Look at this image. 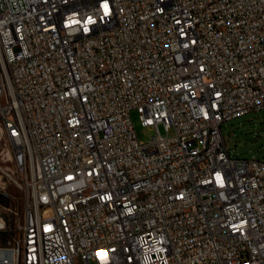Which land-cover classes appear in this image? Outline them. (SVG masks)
Returning <instances> with one entry per match:
<instances>
[{"label": "built area", "instance_id": "1", "mask_svg": "<svg viewBox=\"0 0 264 264\" xmlns=\"http://www.w3.org/2000/svg\"><path fill=\"white\" fill-rule=\"evenodd\" d=\"M262 109L264 0H0V264H264Z\"/></svg>", "mask_w": 264, "mask_h": 264}, {"label": "rangeland", "instance_id": "2", "mask_svg": "<svg viewBox=\"0 0 264 264\" xmlns=\"http://www.w3.org/2000/svg\"><path fill=\"white\" fill-rule=\"evenodd\" d=\"M131 118L138 139L142 142H149L156 134L155 131L142 125L137 111L131 112ZM159 128L162 135L166 136L163 125H160ZM173 133L174 131L171 130L170 134L173 135ZM222 135L231 157L264 159V109L224 122L222 124ZM8 150L9 145L0 130V163L5 166L12 165L7 160ZM4 192L7 194V196H4L7 204L0 206V212L11 217L12 234L16 235L18 233L17 226L22 224L24 219V192L14 185H5L0 182V194ZM3 207L10 208L12 212L6 214Z\"/></svg>", "mask_w": 264, "mask_h": 264}, {"label": "crops", "instance_id": "3", "mask_svg": "<svg viewBox=\"0 0 264 264\" xmlns=\"http://www.w3.org/2000/svg\"><path fill=\"white\" fill-rule=\"evenodd\" d=\"M6 204H7V200L4 197L0 196V206L6 205Z\"/></svg>", "mask_w": 264, "mask_h": 264}, {"label": "trees", "instance_id": "4", "mask_svg": "<svg viewBox=\"0 0 264 264\" xmlns=\"http://www.w3.org/2000/svg\"><path fill=\"white\" fill-rule=\"evenodd\" d=\"M0 196H1V197H4V195H3V194H0ZM4 198H5V197H4Z\"/></svg>", "mask_w": 264, "mask_h": 264}, {"label": "bare ground", "instance_id": "5", "mask_svg": "<svg viewBox=\"0 0 264 264\" xmlns=\"http://www.w3.org/2000/svg\"><path fill=\"white\" fill-rule=\"evenodd\" d=\"M9 156V155H8Z\"/></svg>", "mask_w": 264, "mask_h": 264}]
</instances>
